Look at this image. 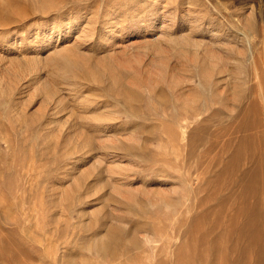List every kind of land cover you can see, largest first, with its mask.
<instances>
[{"label":"rangeland","instance_id":"rangeland-1","mask_svg":"<svg viewBox=\"0 0 264 264\" xmlns=\"http://www.w3.org/2000/svg\"><path fill=\"white\" fill-rule=\"evenodd\" d=\"M69 1L42 14L28 0H0V19H13L0 27L4 81L15 83L33 39L23 44L25 32L67 11L85 22L84 12L133 0ZM144 1L142 21H122L104 48H80L139 94L61 88L44 105L31 93L21 100L18 88L21 124L13 100L0 105L15 154L11 171L0 150V264H264V0ZM77 128L93 170L72 188L66 175L78 160L64 136ZM112 226L117 240L96 249Z\"/></svg>","mask_w":264,"mask_h":264},{"label":"bare ground","instance_id":"bare-ground-1","mask_svg":"<svg viewBox=\"0 0 264 264\" xmlns=\"http://www.w3.org/2000/svg\"><path fill=\"white\" fill-rule=\"evenodd\" d=\"M70 1L69 2L71 4H76L78 1H83V0H70ZM28 2L30 3V9L41 12L42 14H45L47 12L49 13L50 11L60 8L59 7L60 5L65 4V0H61V1L60 0L59 1L58 0H28ZM19 3L21 4V1H19ZM126 3L128 4V2ZM145 5L146 2L144 0H133L129 2L126 9L119 10L113 5V3H108L107 7L105 8V11L103 10V12L101 13L97 12V16L94 15L92 11L91 13L84 12L85 22L84 21L83 22L86 24V26L84 27H82L84 23L79 22V18L78 19L75 18V15L81 12L80 10L67 11L66 12L67 15L64 13H63L64 15H58V16L54 15L53 17H50V19L46 20L41 26V30L39 33L38 32L32 33L33 31L25 32V35L22 36L20 39V41H22L23 44L31 36H33V39L32 41H28L29 43H25L23 45L25 46L24 52L26 53V57L17 60V67L15 70V79H14L15 83L4 81L3 79L4 76L2 77V75H0V105L2 104L8 105V103L12 102L11 100H13L12 110L17 112L16 119L18 123L21 124L24 121V119H22L24 113L20 109V106H18L17 103L18 101L15 102V100L13 99L14 92H16L18 88L21 91V97H20L21 100L22 98L23 99L25 98V100L31 101L30 99H28L29 93H31V94L39 95L40 96L39 99H41V103L44 105L52 104V101L54 102V100L58 95L57 93L58 89L61 88H64V90L66 89L70 92H75V94L84 93L87 94L88 96V94L94 93L95 91L100 89L101 86L104 85L107 91L110 92L111 94L121 95L126 99L128 97L131 96L134 97L136 94H139L136 88L129 86L123 81V78L119 76V73H117V71L114 68L107 66L106 64L108 63H102L101 61H92L89 54H87L88 51L90 50H88L87 53H84L81 52L80 48H82V46H86L88 48H91L93 46L99 49L104 48L107 45V43L113 41L114 38H117L119 36V34L116 33L117 31L116 29L120 25H122L120 24L122 23V21L125 20L130 21L133 18H137L138 21L143 20L140 15L144 13L143 9L146 8ZM19 7L17 4V7L15 8H19ZM61 21H64V23L60 24ZM12 22H13L12 16L8 15L0 19V27H7ZM134 23H136V21ZM134 23H132L130 26L132 27ZM78 25H80L81 28ZM169 43L171 44L172 47H174V49H177V51L178 49L179 51H187L186 49L188 47L183 43H172L171 41H169ZM23 46L21 47L23 48ZM194 48H196V46H194ZM195 55H197V57L200 60L199 62L201 63L200 65L203 66V68L206 71L208 70L211 72H215L219 69L218 63H214L212 61L213 57L207 54L199 56L196 52ZM58 103L59 105L63 106V104H61V100H59ZM52 109H54V107H52ZM50 114H52V112ZM99 122L102 123L105 121L100 120ZM101 126L102 125H100V127ZM95 127L98 128V125ZM64 130L66 131V128ZM13 131L14 128L12 130L11 126L5 124L4 122H1L0 150L6 149L7 151L10 152V155L5 156L4 160L6 162V159H10L9 167L11 168V171L14 170L12 163L15 159V154L13 153V143L10 139L11 134H13ZM58 134L60 135V132ZM82 135H84L82 131L77 128L71 130L64 136L65 142H70L74 140L75 143L74 149L76 150L77 160H78L76 164H73L72 166L73 168L71 167L72 169L68 168L70 170L66 175L67 181L69 182L72 188L82 187L84 184H86L85 182L86 180H88V176L91 174L93 170V166L88 164L87 150L85 149L87 147L89 138L88 136L84 137ZM84 198H86V196ZM5 214L11 220L16 218L11 208H7ZM119 231H121L120 226L108 227L106 234L95 242L94 244L95 248L107 249L110 243L115 242L117 240Z\"/></svg>","mask_w":264,"mask_h":264}]
</instances>
